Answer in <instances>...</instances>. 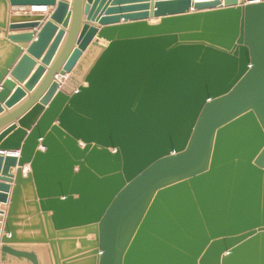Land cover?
Listing matches in <instances>:
<instances>
[{
    "label": "water",
    "instance_id": "water-1",
    "mask_svg": "<svg viewBox=\"0 0 264 264\" xmlns=\"http://www.w3.org/2000/svg\"><path fill=\"white\" fill-rule=\"evenodd\" d=\"M1 34L0 264H264V0H0Z\"/></svg>",
    "mask_w": 264,
    "mask_h": 264
},
{
    "label": "crops",
    "instance_id": "crops-1",
    "mask_svg": "<svg viewBox=\"0 0 264 264\" xmlns=\"http://www.w3.org/2000/svg\"><path fill=\"white\" fill-rule=\"evenodd\" d=\"M16 8H20V7H10V6H9V8H8V14H9V15H17V12H18V11H16ZM27 8H28V7H27ZM28 12H30V9H28ZM18 13H20V12H18ZM150 22H151V23H156L157 20L153 19V20H151ZM27 31L29 32V31H33V30H30V29H29V30H22V31H17V32H27ZM36 31H37V30H36ZM9 33H14V32H9ZM15 33H16V32H15ZM0 37H3V34H1ZM101 42H102V41H101ZM33 71H34V70H33ZM32 73H33V72H32ZM58 78H60V76H57V79H58ZM21 86H23V85H21ZM11 93H12V92H11ZM26 93H27V94H26V97L23 98V99H22L18 104H16L14 107H17L18 105H20L21 103H23V102H24V101H25V100L31 95L32 92H26ZM2 106H3V108H4V104H2ZM14 107H13V108H14ZM13 108H12V109H13ZM4 110H5V111H4L2 114H0V117H1L4 113H6L7 109L4 108ZM10 110H11V109H10ZM1 154H3L4 156H6V155L9 154V153H8V152H3V153H1ZM26 166H28V165H25V166L23 167V174H25V173L27 172V171H25V167H26ZM28 167H29V166H28ZM16 169H17L16 167H13V168L10 169L9 172H10L11 174L14 175L15 172H16ZM10 185L12 186V184H10ZM0 209H1V210H5V209H6V206L0 203ZM0 223H1V226H2V225H3V222H0ZM0 229H1V230H0V231H1L0 237H1V236H2V228H0Z\"/></svg>",
    "mask_w": 264,
    "mask_h": 264
},
{
    "label": "bare ground",
    "instance_id": "bare-ground-1",
    "mask_svg": "<svg viewBox=\"0 0 264 264\" xmlns=\"http://www.w3.org/2000/svg\"><path fill=\"white\" fill-rule=\"evenodd\" d=\"M197 1L203 2V1H211V0H197ZM28 9H30V12H28ZM16 11L20 12V13L17 12V14H42V15L48 16L51 13L52 8H49V7H45V8H40V7H35V8L28 7V8H25V7H20V8H16ZM157 22H158V20H157ZM66 79H67V76L58 78L60 83H63L64 81H66ZM8 153L10 155H14L16 157H19V152H17V151L16 152H8ZM28 169H29V167L26 166L25 167V171H27Z\"/></svg>",
    "mask_w": 264,
    "mask_h": 264
}]
</instances>
